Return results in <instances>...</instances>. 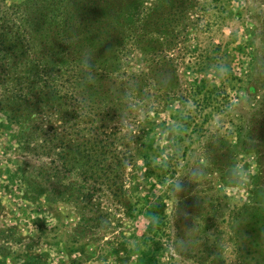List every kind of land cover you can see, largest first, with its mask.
<instances>
[{"label": "rangeland", "instance_id": "rangeland-1", "mask_svg": "<svg viewBox=\"0 0 264 264\" xmlns=\"http://www.w3.org/2000/svg\"><path fill=\"white\" fill-rule=\"evenodd\" d=\"M25 1L0 0V32ZM192 1L172 49L124 55L93 177L63 164L77 127L41 156L18 142L0 83V264H264V0Z\"/></svg>", "mask_w": 264, "mask_h": 264}, {"label": "trees", "instance_id": "trees-1", "mask_svg": "<svg viewBox=\"0 0 264 264\" xmlns=\"http://www.w3.org/2000/svg\"><path fill=\"white\" fill-rule=\"evenodd\" d=\"M142 2L22 3V24L16 26L17 31L12 36L0 32V83L3 91L10 93L13 104L7 114L20 127L19 143L23 139L35 142L30 148L41 156L50 144L61 146L66 142L69 130L77 127V158L66 153L64 160L69 159L63 164L72 167L71 161H77V177H93L98 172L97 166L88 162L98 151L95 146L105 141L99 137V129L107 127L105 121L122 115L125 109L121 96L111 93L110 86L115 83L111 82L113 75L122 70L124 55L132 50H148L154 56L161 48L172 49L178 35L173 33L174 28L179 22L187 26L188 7H193L194 1L152 0L150 6ZM162 35L164 41L159 39ZM172 60L165 57L163 62L171 67ZM118 85L117 90L124 91L125 98L132 93L141 95L139 81L131 88L121 81ZM27 129L29 139L24 133ZM42 172L32 176L40 177ZM4 249L0 244V254ZM146 254L138 259L141 264Z\"/></svg>", "mask_w": 264, "mask_h": 264}]
</instances>
